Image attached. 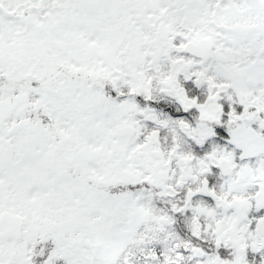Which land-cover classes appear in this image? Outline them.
<instances>
[{
    "label": "snow or ice",
    "instance_id": "6c2138e0",
    "mask_svg": "<svg viewBox=\"0 0 264 264\" xmlns=\"http://www.w3.org/2000/svg\"><path fill=\"white\" fill-rule=\"evenodd\" d=\"M0 264H264V0H0Z\"/></svg>",
    "mask_w": 264,
    "mask_h": 264
}]
</instances>
